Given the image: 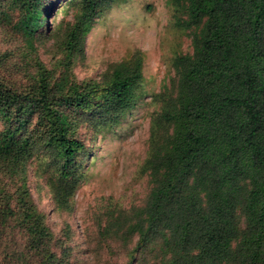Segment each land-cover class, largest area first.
Listing matches in <instances>:
<instances>
[{
    "label": "trees",
    "instance_id": "1",
    "mask_svg": "<svg viewBox=\"0 0 264 264\" xmlns=\"http://www.w3.org/2000/svg\"><path fill=\"white\" fill-rule=\"evenodd\" d=\"M18 1L24 10L22 30L31 40L47 19L44 0ZM73 2L80 4V13L66 43L78 53L87 25L115 0ZM191 11L194 53L174 60L181 72L178 93L165 101L158 119L165 130L154 138L146 162L153 189L144 208L142 239L161 237L168 264H264V0H191ZM38 65L33 91L8 92L0 82V109L19 124L2 134L0 156L16 169L33 151L18 130L39 110L52 129L47 144L63 159L55 195L67 205L71 165L85 145L67 136L54 103L98 109L101 120L114 122L132 102L140 68H116L103 87L88 83L82 91L77 86L72 93H55L60 83L51 86L42 62ZM0 195V219L7 221L14 207ZM28 207L23 209H32L30 202ZM239 208L246 216L242 230L237 228ZM41 215L26 211L19 219L31 238L26 257L34 249L49 251L45 245L51 235Z\"/></svg>",
    "mask_w": 264,
    "mask_h": 264
},
{
    "label": "rangeland",
    "instance_id": "2",
    "mask_svg": "<svg viewBox=\"0 0 264 264\" xmlns=\"http://www.w3.org/2000/svg\"><path fill=\"white\" fill-rule=\"evenodd\" d=\"M73 1L44 0L47 19L29 40L21 27V3L0 0V82L8 92L35 90L38 62L51 86L60 83L55 93H72L77 86L82 91L88 83L103 87L118 67L128 72L138 65L141 77L131 104L114 122L101 120L98 109L54 103L67 136L85 145L71 165L67 205L55 195L63 159L47 144L52 134L48 118L36 110L19 127V136L34 148L16 169L0 156V191L15 208L12 219H0V264H168L161 237L142 239L144 208L153 189L146 162L154 138L165 130L158 121L165 101L178 93L181 72L174 60L194 53L191 0H115L87 25L78 53L66 43L80 13ZM18 125L0 109V139ZM20 198L29 200L32 209H23L29 202L22 204ZM26 211L42 214L51 235L43 244L48 253L34 249L26 257L31 238L19 222ZM245 226L239 208L237 228Z\"/></svg>",
    "mask_w": 264,
    "mask_h": 264
}]
</instances>
